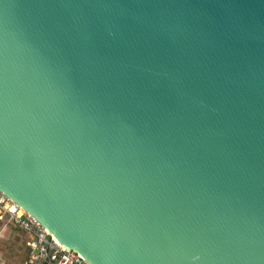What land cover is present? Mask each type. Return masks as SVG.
I'll list each match as a JSON object with an SVG mask.
<instances>
[{
  "label": "water",
  "instance_id": "obj_1",
  "mask_svg": "<svg viewBox=\"0 0 264 264\" xmlns=\"http://www.w3.org/2000/svg\"><path fill=\"white\" fill-rule=\"evenodd\" d=\"M0 195L87 264H264V0H0Z\"/></svg>",
  "mask_w": 264,
  "mask_h": 264
},
{
  "label": "built area",
  "instance_id": "obj_2",
  "mask_svg": "<svg viewBox=\"0 0 264 264\" xmlns=\"http://www.w3.org/2000/svg\"><path fill=\"white\" fill-rule=\"evenodd\" d=\"M0 224L17 228L31 237L26 245L31 249V262L47 264H87L74 251L68 250L50 237L49 233L30 215L26 214L8 198L0 195ZM36 240V247L32 246ZM37 249V253L34 252Z\"/></svg>",
  "mask_w": 264,
  "mask_h": 264
},
{
  "label": "rangeland",
  "instance_id": "obj_3",
  "mask_svg": "<svg viewBox=\"0 0 264 264\" xmlns=\"http://www.w3.org/2000/svg\"><path fill=\"white\" fill-rule=\"evenodd\" d=\"M1 227V226H0ZM10 227V228H8ZM2 235L6 239L3 241L0 247H5L6 253H4V261L6 262H21L22 264L28 263L31 258L30 248L26 245L27 238L17 228L7 226V229L1 230Z\"/></svg>",
  "mask_w": 264,
  "mask_h": 264
},
{
  "label": "crops",
  "instance_id": "obj_4",
  "mask_svg": "<svg viewBox=\"0 0 264 264\" xmlns=\"http://www.w3.org/2000/svg\"><path fill=\"white\" fill-rule=\"evenodd\" d=\"M0 244L3 243V241L1 239H6L4 238L5 236L1 234V230H5L7 229V226H10V225H7V226H3L2 224H0ZM12 227V226H11ZM10 228V227H8ZM22 233V232H21ZM27 238V242L28 241H31V237H29L28 235L24 234ZM4 253H6V250H5V247H0V264H22L21 262L17 261V262H6L4 261ZM32 253L31 249H30V254ZM24 264H41V263H36V262H31V258L30 260H28V263H24Z\"/></svg>",
  "mask_w": 264,
  "mask_h": 264
}]
</instances>
